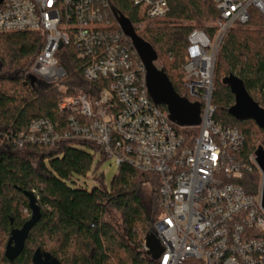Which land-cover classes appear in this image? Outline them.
<instances>
[{"label": "built area", "instance_id": "2783aa9c", "mask_svg": "<svg viewBox=\"0 0 264 264\" xmlns=\"http://www.w3.org/2000/svg\"><path fill=\"white\" fill-rule=\"evenodd\" d=\"M212 1L218 12L214 32L193 29L187 36L186 88L201 104L191 144L147 97L144 68L114 19L110 0L0 2V35L43 37L24 83L31 76L54 84L64 79L56 54L70 45L82 63L83 79L107 83L93 97L60 96L56 108L65 116L63 124L36 119L25 131L0 130V153L81 141L117 167L128 164L158 176L160 215L151 224L162 249L157 264H264L260 189L253 196L241 184L256 167L254 156L239 157L242 134L216 124L211 105L215 60L225 36L249 22L250 9L264 16V0ZM129 2L141 11L139 24L164 19L168 12L167 0Z\"/></svg>", "mask_w": 264, "mask_h": 264}, {"label": "trees", "instance_id": "16d2710c", "mask_svg": "<svg viewBox=\"0 0 264 264\" xmlns=\"http://www.w3.org/2000/svg\"><path fill=\"white\" fill-rule=\"evenodd\" d=\"M110 2L133 26L144 20L140 9L129 0ZM167 5L165 21L137 35L156 52L174 91L195 102L188 94L181 69L187 60V36L193 29L211 35L214 28H206L205 23H214L218 12L212 0H167ZM249 13L246 28L231 29L217 53L211 98L213 121L242 134L244 145L238 155L243 159L252 156L258 145L264 146V139L256 137V134L264 135V130L252 121L236 122L227 114L233 96L220 85V80L233 74L243 82L250 97L264 108V16L254 9ZM42 48L40 33L0 35V130L25 131L36 119L63 124L65 116L56 108L59 94L37 95L18 78ZM56 58L66 73L61 81L67 86L60 95L83 93L93 97L107 86L105 81L88 83L83 79L82 63L71 45L61 48ZM6 87L12 91L7 92ZM160 110L166 112L163 107ZM176 130L187 144L197 136L195 128ZM84 146L99 154L95 147L81 141H64L52 148L27 146L0 153V264H32L36 249L49 253L60 264H157L146 256L143 244L152 233V221L160 215L159 177L122 164L108 189L86 191L75 187V180L85 177L93 163V155L80 148ZM251 167L241 184L248 194L256 196L261 175L254 165ZM102 176L95 175L94 179L100 182ZM143 185L152 188L157 207V212L151 213L153 220L140 196ZM24 192L36 194L41 218L29 232L22 253L9 262L4 257L9 233L21 228L30 216ZM110 211L119 215L118 227L106 221Z\"/></svg>", "mask_w": 264, "mask_h": 264}, {"label": "water", "instance_id": "95a60500", "mask_svg": "<svg viewBox=\"0 0 264 264\" xmlns=\"http://www.w3.org/2000/svg\"><path fill=\"white\" fill-rule=\"evenodd\" d=\"M111 12L142 63L147 97L155 107L165 109L168 121L174 126L178 128L198 127L201 123V104L197 101L190 102L186 97H181L174 91L164 69L158 65V56L152 46L137 35L132 23L115 7L111 6ZM34 82L35 78L31 76L28 78V83L24 85H33ZM220 84L227 88L233 96V104L228 108L227 114L236 122L252 121L258 129L264 130V108L250 97L243 82L230 74L222 78ZM253 156L256 168L261 175V207L264 210V146L258 145ZM23 195L28 200L30 216L21 228L13 229L9 233L4 251V257L9 262L14 261L22 253L29 232L41 218L36 194L24 192ZM144 246L146 256L153 262L157 261L162 249L153 234L145 237ZM31 262L32 264H60L56 258L40 249L35 250Z\"/></svg>", "mask_w": 264, "mask_h": 264}, {"label": "rangeland", "instance_id": "374dc122", "mask_svg": "<svg viewBox=\"0 0 264 264\" xmlns=\"http://www.w3.org/2000/svg\"><path fill=\"white\" fill-rule=\"evenodd\" d=\"M163 21H165V20L161 19L158 21H143L140 24L137 23L138 26L134 27V28H135L136 33H143L147 28H154V27L160 26L161 23H163ZM205 27L206 28H208V27L213 28L214 23H205ZM237 28H246V26L236 27L234 29H237ZM33 61H34V58L30 61L27 69L23 70L20 74H18V78H20L19 80L22 83H24V74L30 70L31 65L33 64ZM215 63H216V60H215ZM158 65H159V63H158ZM214 68H215V66H214ZM181 69L183 71V65H182ZM213 85H215L214 71H213ZM66 86L67 85L64 81H59V82L54 84V83L45 82L42 79H37L34 82V87L31 89L33 91H35V93L37 95H42V94L47 93V92L58 93L59 94L58 98H59L60 96H62L60 94L63 91H65ZM9 89L10 88H8V87L5 88V90L10 93L12 91V89H10V90ZM256 137H258L259 140L264 139V135H261V134H256ZM80 148L83 151H86V152L90 153L91 155H93V163H92L90 171L87 173V175L85 177H80V178L75 180L74 186L81 188L83 190H86V191H90L93 188H106V189H108L113 176H115L118 172V167L115 165L114 161L109 160V159H104V161H103L101 159L100 154H98V152H95L93 149H91L89 147L84 146V147H80ZM95 170H96L95 175H99V174L103 175L100 182H98L94 179L95 175H93V172ZM260 182H261V180H260ZM140 196H141V199H142L144 206L149 210V214H150L151 219L153 220L154 215L152 217L151 213L157 212V209H156L157 207L155 205L154 195L152 193V188L149 185L141 186ZM22 213L25 217L28 216V214L25 212V210H23ZM106 221L109 222L110 224L118 227L119 223H120L119 215L117 213H115L114 211H110L109 216L106 217ZM46 243H47V241H46ZM47 245L49 247H51L50 243H47Z\"/></svg>", "mask_w": 264, "mask_h": 264}]
</instances>
